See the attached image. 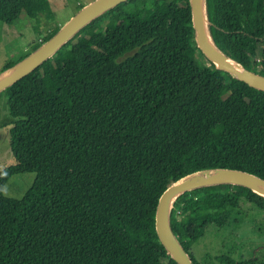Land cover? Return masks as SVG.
Instances as JSON below:
<instances>
[{
	"label": "trees",
	"instance_id": "1",
	"mask_svg": "<svg viewBox=\"0 0 264 264\" xmlns=\"http://www.w3.org/2000/svg\"><path fill=\"white\" fill-rule=\"evenodd\" d=\"M205 2L216 46L264 75V0ZM24 13L54 19L50 0H0V21ZM1 96L16 163L0 170V264H180L156 230L161 194L199 171L264 178V90L201 51L190 0L119 3ZM27 172L36 179L26 194L5 196L9 179ZM244 204L264 214V196L240 184L175 199L171 226L194 264V234L238 222Z\"/></svg>",
	"mask_w": 264,
	"mask_h": 264
},
{
	"label": "rangeland",
	"instance_id": "2",
	"mask_svg": "<svg viewBox=\"0 0 264 264\" xmlns=\"http://www.w3.org/2000/svg\"><path fill=\"white\" fill-rule=\"evenodd\" d=\"M93 0H50L54 19L48 21L43 14L31 17L26 13L14 23L0 21V73L7 64H17L32 51L37 40L52 36V28L63 27L78 12L82 3ZM7 99L0 97V170L16 163L10 149L11 122ZM36 173L27 172L13 175L4 187L7 197L21 199L33 186ZM243 216L238 222L226 228L210 225L204 236L200 231L193 246V253L200 264H219L215 257L227 255L248 264H264V214L255 213L250 204L242 206ZM248 215V216H247ZM262 221H253L254 219Z\"/></svg>",
	"mask_w": 264,
	"mask_h": 264
},
{
	"label": "water",
	"instance_id": "3",
	"mask_svg": "<svg viewBox=\"0 0 264 264\" xmlns=\"http://www.w3.org/2000/svg\"><path fill=\"white\" fill-rule=\"evenodd\" d=\"M126 0H93L80 9L72 18L29 56L0 74V92L34 71L50 58L76 32L100 14ZM195 40L201 51L217 68L229 72L249 85L264 90V75L249 70L227 56L214 43L209 30L205 0H190ZM232 183L251 188L264 196V178L238 169L199 171L172 183L160 196L156 211V230L168 252L180 264H194L177 239L170 222L175 199L183 192L198 187Z\"/></svg>",
	"mask_w": 264,
	"mask_h": 264
}]
</instances>
